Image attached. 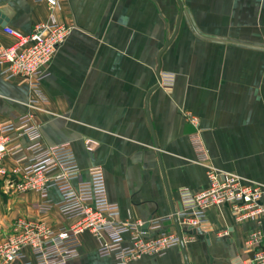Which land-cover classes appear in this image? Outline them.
<instances>
[{
    "label": "crops",
    "instance_id": "1",
    "mask_svg": "<svg viewBox=\"0 0 264 264\" xmlns=\"http://www.w3.org/2000/svg\"><path fill=\"white\" fill-rule=\"evenodd\" d=\"M55 1L52 8L47 0H0V25L25 34L52 19L72 27L41 83L40 108L29 104L28 85L0 75V126L37 115L38 141L69 143L83 180L103 171L123 222L179 212L183 190L210 186L208 165L264 187V0ZM158 70L174 75L170 90L154 89ZM196 134L206 162H199ZM32 143L22 133L5 136L11 153L0 163L9 172L0 174V242L18 219L57 230L72 224L57 208L38 213L39 194L8 189ZM49 196L61 198L55 189ZM206 218L210 232H183L187 262L179 245L131 264H246V239L264 232V219L238 220L229 206L209 209ZM82 239L67 264H116L97 254L91 234Z\"/></svg>",
    "mask_w": 264,
    "mask_h": 264
},
{
    "label": "built area",
    "instance_id": "2",
    "mask_svg": "<svg viewBox=\"0 0 264 264\" xmlns=\"http://www.w3.org/2000/svg\"><path fill=\"white\" fill-rule=\"evenodd\" d=\"M47 1L52 8L57 6V1ZM71 30V26L55 19L37 24L27 34L8 25H0V75L8 81L16 80L19 84L28 85L35 95L29 101L34 108L46 103L41 83L49 76V66ZM3 35L13 42L5 45ZM174 79L173 74H160L159 85L170 90ZM40 125L37 115L28 113L20 115L14 123L0 126V163L6 153H11V149L4 145L7 134L22 133L33 142L23 149L26 164L16 165L11 171L8 189L14 187L18 193L33 191L39 194L41 202L34 207L38 213L47 214L57 208L61 216L72 224L57 230L45 221L18 219L12 232L0 242L1 264L16 261L67 264L79 256L83 235L87 233L99 241L97 254L101 258L113 257L116 264H131L145 255L162 256L169 248L180 245L175 215L182 232L188 233L210 232L206 213L214 207L229 206L238 220L264 219L263 186L208 165L210 186L201 192L183 190L179 212L166 219L120 221L118 208L109 201L103 171L94 170L89 180H83L71 145L43 146L38 141ZM194 137L202 155L199 162H206L198 134ZM0 174L9 175L1 164ZM53 189L61 196L57 202L49 196ZM164 225L167 226L162 229ZM245 251L246 264H264L263 231L249 234Z\"/></svg>",
    "mask_w": 264,
    "mask_h": 264
},
{
    "label": "water",
    "instance_id": "3",
    "mask_svg": "<svg viewBox=\"0 0 264 264\" xmlns=\"http://www.w3.org/2000/svg\"><path fill=\"white\" fill-rule=\"evenodd\" d=\"M168 45H169V43H167V45L165 46V48H166ZM165 48H164V49H165ZM163 51H164V50H163ZM163 51L160 53L159 58L161 57ZM158 78L160 79V70H158ZM158 88H159V84H158V86H156V88H154V89H158ZM160 164H161V163H160ZM175 213H176V211L174 210V213H173V214H175ZM174 221H175V228H176V230H177V232H178V235H179V238H180V245L182 246V248H183V250H184V253H185V249H184V239H183V232H182V229H181V227H180V223H179L178 217H177L176 215L174 216ZM185 259H186V262H187L186 253H185ZM187 264H188V263H187Z\"/></svg>",
    "mask_w": 264,
    "mask_h": 264
},
{
    "label": "rangeland",
    "instance_id": "4",
    "mask_svg": "<svg viewBox=\"0 0 264 264\" xmlns=\"http://www.w3.org/2000/svg\"><path fill=\"white\" fill-rule=\"evenodd\" d=\"M167 39H169V38L167 37ZM159 87L162 88L160 85H159ZM163 89H164V88H163Z\"/></svg>",
    "mask_w": 264,
    "mask_h": 264
}]
</instances>
